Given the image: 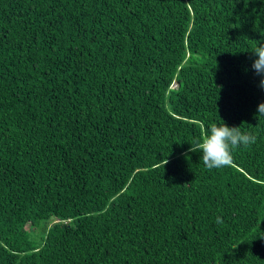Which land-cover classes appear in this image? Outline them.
<instances>
[{"label":"trees","instance_id":"trees-1","mask_svg":"<svg viewBox=\"0 0 264 264\" xmlns=\"http://www.w3.org/2000/svg\"><path fill=\"white\" fill-rule=\"evenodd\" d=\"M259 44L264 0H0V264H264Z\"/></svg>","mask_w":264,"mask_h":264},{"label":"clouds","instance_id":"clouds-1","mask_svg":"<svg viewBox=\"0 0 264 264\" xmlns=\"http://www.w3.org/2000/svg\"><path fill=\"white\" fill-rule=\"evenodd\" d=\"M252 53L256 59L252 64L257 76L264 77V45L259 44ZM264 88V79L258 85ZM259 116H264V102L258 106ZM256 142V137L250 132L241 131L240 126H228L227 123H213L204 133L202 139L190 143L189 152H201V160L209 169H220L231 166L233 153L241 146L248 147ZM216 223H223V219L217 216Z\"/></svg>","mask_w":264,"mask_h":264},{"label":"rangeland","instance_id":"rangeland-1","mask_svg":"<svg viewBox=\"0 0 264 264\" xmlns=\"http://www.w3.org/2000/svg\"><path fill=\"white\" fill-rule=\"evenodd\" d=\"M173 87H176V84L175 83L173 84Z\"/></svg>","mask_w":264,"mask_h":264}]
</instances>
